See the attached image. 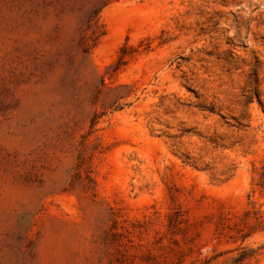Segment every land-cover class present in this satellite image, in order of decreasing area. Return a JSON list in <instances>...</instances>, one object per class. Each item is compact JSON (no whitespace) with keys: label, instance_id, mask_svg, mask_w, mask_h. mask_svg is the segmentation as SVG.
<instances>
[{"label":"rangeland","instance_id":"rangeland-1","mask_svg":"<svg viewBox=\"0 0 264 264\" xmlns=\"http://www.w3.org/2000/svg\"><path fill=\"white\" fill-rule=\"evenodd\" d=\"M0 264H264V0H0Z\"/></svg>","mask_w":264,"mask_h":264},{"label":"trees","instance_id":"trees-1","mask_svg":"<svg viewBox=\"0 0 264 264\" xmlns=\"http://www.w3.org/2000/svg\"><path fill=\"white\" fill-rule=\"evenodd\" d=\"M107 3H108V1H107V2H105V3L103 4V6H104V5H106Z\"/></svg>","mask_w":264,"mask_h":264}]
</instances>
